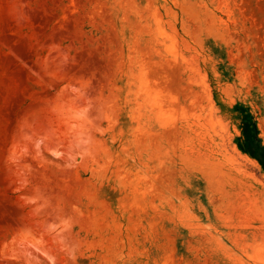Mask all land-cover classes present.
<instances>
[{
	"label": "rangeland",
	"instance_id": "374dc122",
	"mask_svg": "<svg viewBox=\"0 0 264 264\" xmlns=\"http://www.w3.org/2000/svg\"><path fill=\"white\" fill-rule=\"evenodd\" d=\"M0 264H264V0H0Z\"/></svg>",
	"mask_w": 264,
	"mask_h": 264
}]
</instances>
